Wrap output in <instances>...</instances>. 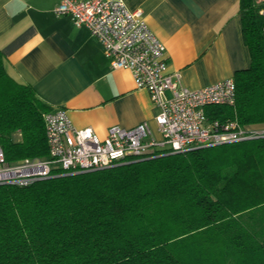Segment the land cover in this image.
I'll return each instance as SVG.
<instances>
[{
  "label": "trees",
  "instance_id": "16d2710c",
  "mask_svg": "<svg viewBox=\"0 0 264 264\" xmlns=\"http://www.w3.org/2000/svg\"><path fill=\"white\" fill-rule=\"evenodd\" d=\"M238 1L250 66L206 113L248 126L264 123V0ZM3 60L0 147L44 157L49 107ZM0 264H264V136L0 184Z\"/></svg>",
  "mask_w": 264,
  "mask_h": 264
},
{
  "label": "crops",
  "instance_id": "0c3cea01",
  "mask_svg": "<svg viewBox=\"0 0 264 264\" xmlns=\"http://www.w3.org/2000/svg\"><path fill=\"white\" fill-rule=\"evenodd\" d=\"M61 0H0V50L7 73L34 89L49 109L67 110L77 128L104 138L110 126L157 125L147 90L128 69H113L100 42L67 15ZM141 9L166 48L167 71L190 89L234 77L250 66L238 0H122ZM264 130V123L248 125Z\"/></svg>",
  "mask_w": 264,
  "mask_h": 264
},
{
  "label": "built area",
  "instance_id": "2783aa9c",
  "mask_svg": "<svg viewBox=\"0 0 264 264\" xmlns=\"http://www.w3.org/2000/svg\"><path fill=\"white\" fill-rule=\"evenodd\" d=\"M122 0H61L56 16L67 15L85 26L101 44L113 69H128L136 88L149 93L157 109V137L148 121L132 128L110 126L104 138L90 128H77L67 110L43 112L48 153L11 162L0 147V184L26 186L64 173L100 170L132 160L184 152L264 136L263 130L236 119H214L210 105L233 106V77L199 89L181 83L179 73L167 71L166 48L150 30L141 9L130 10Z\"/></svg>",
  "mask_w": 264,
  "mask_h": 264
},
{
  "label": "rangeland",
  "instance_id": "374dc122",
  "mask_svg": "<svg viewBox=\"0 0 264 264\" xmlns=\"http://www.w3.org/2000/svg\"><path fill=\"white\" fill-rule=\"evenodd\" d=\"M263 131H264V130H263ZM15 136H16V137H18V136H19V134H15Z\"/></svg>",
  "mask_w": 264,
  "mask_h": 264
}]
</instances>
